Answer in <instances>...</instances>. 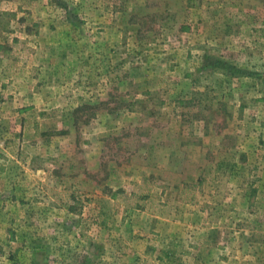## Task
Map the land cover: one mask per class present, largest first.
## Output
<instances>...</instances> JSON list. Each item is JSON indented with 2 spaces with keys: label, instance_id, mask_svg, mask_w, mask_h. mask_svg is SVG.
<instances>
[{
  "label": "rangeland",
  "instance_id": "rangeland-1",
  "mask_svg": "<svg viewBox=\"0 0 264 264\" xmlns=\"http://www.w3.org/2000/svg\"><path fill=\"white\" fill-rule=\"evenodd\" d=\"M1 11L16 19L0 31V84L22 65L60 75L36 106L0 91V141L15 157L0 159V264H264V0H0ZM39 50L44 64L29 57Z\"/></svg>",
  "mask_w": 264,
  "mask_h": 264
},
{
  "label": "crops",
  "instance_id": "crops-1",
  "mask_svg": "<svg viewBox=\"0 0 264 264\" xmlns=\"http://www.w3.org/2000/svg\"><path fill=\"white\" fill-rule=\"evenodd\" d=\"M12 12V10H10ZM39 44H41L42 42L45 43V37L42 36H38L36 39ZM34 54V55H33ZM33 55L34 59H38L42 64L43 63V59H47L46 57H48L49 53L45 52V51H37V52H33L31 55H29V57H31ZM19 70V68H18ZM22 73L19 75H22L20 77L14 76L15 79L13 80V76L11 75V73H7L9 76L8 82H6L8 86H5V84H0V91L1 89H5V87L10 91L11 95H13L12 97L14 98L13 100L16 101H20L22 105L19 104L20 107H30L32 105H37L38 103H42L44 101V93L42 94L41 92H45L49 87L48 85H50L52 83V81L54 79L51 80V77H58L60 75V70L55 66L53 67V65H49L48 68H44V67H36V68H28L27 65H22ZM15 72V71H12ZM5 73L6 71L2 72L0 71V74ZM18 75V73L16 74ZM44 76H47V78H43ZM55 83V82H54ZM58 83H62V82H56V85H61ZM63 85V84H62ZM53 86V85H52ZM53 88V87H52ZM1 99V98H0ZM0 111H2V108H0ZM1 113V112H0ZM40 115H43V113H41ZM11 118L14 119V114L12 116H10ZM10 118V119H11ZM5 119V117H2V115L0 114V123H3V120ZM43 119V118H42ZM8 121H10L8 119ZM23 121H26V118L23 119ZM22 121V122H23ZM10 132H1L0 131V138L2 137H7L9 136ZM13 150V141L12 140H5L4 141H0V159H2L3 161H11L14 160V154L12 153ZM9 157V158H7ZM24 157V155L21 152H17L16 158L18 159V161L20 160V158ZM17 163V161H16ZM9 164H7L6 166H8ZM4 166V165H0V176L3 174L2 172H6L8 171V168ZM17 167V166H15ZM23 168V167H22ZM32 169V168H31ZM31 169H29L31 171ZM39 169V168H38ZM38 169H32V171L37 172ZM166 233L169 234V236H173L176 237L174 232L172 231H166ZM254 244L260 245L262 246V248H264V245L261 244L260 242H255L253 241ZM252 243V241H251ZM253 244V243H252ZM157 252V248H151V250H145L144 253L139 254L136 253V256L140 259V258H150V254ZM153 253V254H154ZM142 262V260H136L133 258V260H130L129 262L131 263H136L137 262ZM146 263V261H145ZM186 263V262H185ZM147 264V263H146Z\"/></svg>",
  "mask_w": 264,
  "mask_h": 264
},
{
  "label": "trees",
  "instance_id": "trees-1",
  "mask_svg": "<svg viewBox=\"0 0 264 264\" xmlns=\"http://www.w3.org/2000/svg\"><path fill=\"white\" fill-rule=\"evenodd\" d=\"M15 19H16V15L14 13L1 11L0 12V31L1 32H7L10 21L15 20ZM194 98H203V100H206V101L208 100L209 102L211 101L210 97L205 96L203 93H199V92L194 94ZM231 169H232L231 161L225 162L222 167L218 168V173H217L218 178L219 177L222 178V177L227 176L228 172H230ZM213 170H215V169H213ZM196 182L198 184H200L202 182V178L201 177L198 178V180ZM188 183H189L188 179H186L183 182L181 193H185L186 197H188L187 203L195 204V203H197V201L195 200L194 196H192L190 194L191 193L190 191H191L192 187ZM180 197H181V194H180ZM135 198L136 199L134 200L133 208L135 210H143L144 207H145V201L147 199H149V195L145 194V195H142V196H137ZM72 200L75 201L74 199H72ZM180 200H183V199L180 198ZM77 204H79V203L77 202ZM68 210H69V212H72V213H78L77 212L78 209L73 207V206H70L68 208ZM104 227H106V226L104 225ZM255 242H260L261 244L264 245V240H262V241L255 240Z\"/></svg>",
  "mask_w": 264,
  "mask_h": 264
}]
</instances>
